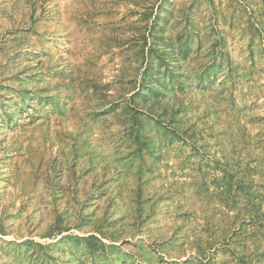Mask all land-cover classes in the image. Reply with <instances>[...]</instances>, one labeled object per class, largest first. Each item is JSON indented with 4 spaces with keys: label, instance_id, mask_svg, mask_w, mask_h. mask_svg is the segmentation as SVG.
<instances>
[{
    "label": "rangeland",
    "instance_id": "1",
    "mask_svg": "<svg viewBox=\"0 0 264 264\" xmlns=\"http://www.w3.org/2000/svg\"><path fill=\"white\" fill-rule=\"evenodd\" d=\"M0 264H264V0H0Z\"/></svg>",
    "mask_w": 264,
    "mask_h": 264
}]
</instances>
